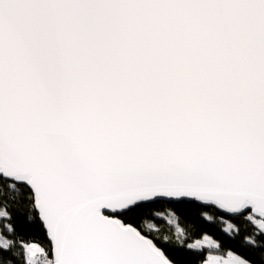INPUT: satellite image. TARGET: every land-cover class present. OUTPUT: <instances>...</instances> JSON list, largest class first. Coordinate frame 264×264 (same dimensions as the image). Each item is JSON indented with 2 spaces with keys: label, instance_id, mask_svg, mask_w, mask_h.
<instances>
[{
  "label": "snow or ice",
  "instance_id": "obj_1",
  "mask_svg": "<svg viewBox=\"0 0 264 264\" xmlns=\"http://www.w3.org/2000/svg\"><path fill=\"white\" fill-rule=\"evenodd\" d=\"M166 205L264 264V0H0V264H179Z\"/></svg>",
  "mask_w": 264,
  "mask_h": 264
},
{
  "label": "trees",
  "instance_id": "obj_2",
  "mask_svg": "<svg viewBox=\"0 0 264 264\" xmlns=\"http://www.w3.org/2000/svg\"><path fill=\"white\" fill-rule=\"evenodd\" d=\"M173 211L176 213V216L179 218L176 222L179 229H183L180 236L175 234V230L173 227L168 223L167 219L163 217L164 215L169 214V211ZM204 211H207L211 215L217 216V221L213 224V227L223 233V229L226 225L221 224L219 222L220 216L223 214L217 209L206 208ZM159 212L161 213L160 216L156 215H148L144 219L151 225L158 228V231L154 228L152 232L155 236L162 240L164 236L169 237V242L165 247L169 251V253L179 262V264H200L201 261L205 260L209 256L210 249H194L188 250L187 245L195 240H199L201 238V230L207 227L208 225L212 224V222L207 221V219L203 216L195 217L187 212H181L175 209L171 205H166L163 207L157 206L153 209V213ZM230 215H223L224 220H229ZM17 230L25 238L29 237H37L41 242H43L42 234H37L33 231L32 226L24 224L22 218L17 217L16 219ZM215 234V233H210ZM228 239H232V237L228 233H223ZM251 234V229L247 232L242 231L241 237H238L237 240L242 238L244 235ZM178 240L184 241V247L176 246V242ZM233 250H238L234 248ZM244 254V253H241Z\"/></svg>",
  "mask_w": 264,
  "mask_h": 264
},
{
  "label": "rangeland",
  "instance_id": "obj_3",
  "mask_svg": "<svg viewBox=\"0 0 264 264\" xmlns=\"http://www.w3.org/2000/svg\"><path fill=\"white\" fill-rule=\"evenodd\" d=\"M163 217H165V218L167 219L168 223L173 227V229L175 230V234H176L177 236H180V235H181V231H180L179 227L177 226L176 222H175V223H170V222H169V220H170V215L167 214V215H164ZM225 227H226V226H225ZM153 228H154L155 230H158V228H156L155 226H154ZM196 241H197V240L191 242L190 244L195 243ZM205 247L208 248L207 246H205ZM210 254H211V255H214V256H223V255H222L223 253L218 252V251L215 250V249H210L209 255H210ZM224 258H226V257H224Z\"/></svg>",
  "mask_w": 264,
  "mask_h": 264
},
{
  "label": "water",
  "instance_id": "obj_4",
  "mask_svg": "<svg viewBox=\"0 0 264 264\" xmlns=\"http://www.w3.org/2000/svg\"><path fill=\"white\" fill-rule=\"evenodd\" d=\"M217 210H218V209H217ZM219 211L223 213V210H219ZM228 215H230V214H228Z\"/></svg>",
  "mask_w": 264,
  "mask_h": 264
},
{
  "label": "crops",
  "instance_id": "obj_5",
  "mask_svg": "<svg viewBox=\"0 0 264 264\" xmlns=\"http://www.w3.org/2000/svg\"><path fill=\"white\" fill-rule=\"evenodd\" d=\"M223 255V254H222Z\"/></svg>",
  "mask_w": 264,
  "mask_h": 264
}]
</instances>
